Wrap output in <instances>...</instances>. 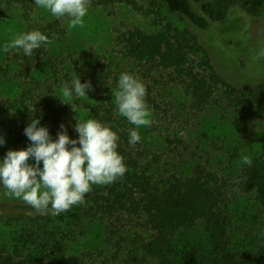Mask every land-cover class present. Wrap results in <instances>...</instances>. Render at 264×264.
I'll return each mask as SVG.
<instances>
[{
    "label": "trees",
    "instance_id": "trees-1",
    "mask_svg": "<svg viewBox=\"0 0 264 264\" xmlns=\"http://www.w3.org/2000/svg\"><path fill=\"white\" fill-rule=\"evenodd\" d=\"M89 2L93 7L105 8L125 4L156 23L153 31L137 26L123 31L119 45L128 68L108 71L104 89L103 83H94L98 95L95 119L117 133V151L124 158L126 172L112 184L93 185L84 203L60 215L37 213L0 188V222L12 228L10 239L0 241V264H117L114 253L111 258L101 259L106 254L102 252L104 248L78 247L86 230L95 238L108 240L107 246L113 243L120 252L130 245L119 264H264V238L250 243L243 237L237 240L231 211L234 195L253 194L264 217V149L249 158L251 164H244L234 181L211 161L188 169L186 140L167 135V145L182 156L180 168L170 171L163 167V153L143 141L146 135L136 145H129L127 129L133 126L118 115L112 93L121 72L132 73L144 83L146 103L158 117L149 125L147 132L152 135L160 127L168 130L177 119L168 107L172 105L162 103L161 93L156 92L163 82L156 75L162 72H169L168 86L177 85L186 92L188 108L193 112L204 111L222 91L229 106L264 120V82L236 88L216 70L210 50L197 32L207 30L212 22L225 21L233 5L247 0ZM4 3L21 7L28 31L40 30L50 43L34 50L31 56L16 51V71L11 65L0 66V87L9 80L27 85L12 98L0 96L1 133L12 137V150L23 149L30 143L24 127L36 117L53 138L63 123L69 137L75 139L73 109L61 101H65L62 96L57 97L77 71L66 63L68 57L72 58L70 64L76 63L74 53L58 55L45 75L36 74L39 64L49 58L51 45L66 36L65 27L59 19L36 23L33 0ZM164 8L184 23L176 25L166 19L162 16ZM249 11L257 14L258 8ZM200 224L204 232L196 236ZM239 229L238 236L242 233Z\"/></svg>",
    "mask_w": 264,
    "mask_h": 264
},
{
    "label": "rangeland",
    "instance_id": "rangeland-1",
    "mask_svg": "<svg viewBox=\"0 0 264 264\" xmlns=\"http://www.w3.org/2000/svg\"><path fill=\"white\" fill-rule=\"evenodd\" d=\"M258 8V13H252L250 8ZM23 10L17 5L9 6L0 0V45L8 42L16 33L28 31V22L23 17ZM162 16L176 25L183 24L178 15L168 13L162 9ZM34 21L44 23L57 19L49 12L35 6ZM66 29L64 38L56 39L50 47L49 58L40 63L37 77L45 75L52 67L51 63L58 55L74 53L75 64H70L72 58L68 57L67 65L75 68L76 75L81 82L90 80L93 90L88 91L83 98H74L68 101L72 104L74 118L85 120L96 117L97 94L94 83H103L104 89L108 85V71L124 70L128 66L124 63V57L120 52V34L134 26L146 31L156 29V23L152 18L136 12L125 4L111 8L93 7L90 2L88 14L83 20L82 26L68 27V19H59ZM186 24V23H185ZM202 42L210 50L216 70L231 82L236 88H247L264 82V0H247L245 4H235L229 11L228 18L223 22H212L207 30H197ZM16 50L8 52L0 51V66L11 65L16 71L17 64L13 56ZM117 65H121L119 67ZM162 85L156 87L160 92L161 102L172 108L176 115L168 130L159 128L154 135L149 134V126L139 128L140 136H145L143 141L152 143L155 151L164 155L163 167L176 171L180 168L182 156L179 151H173L167 145V135L177 136L186 140L189 145L187 152L188 162L186 167L191 169L196 164L211 161V164L223 175L231 176L235 181L237 174L243 167L242 159H248L258 151L264 149V120L253 117L250 113L242 114L237 109L229 106V100L224 92L219 91L212 105L202 112H193L188 108L189 97L186 92L177 85L168 86L169 72L156 75ZM23 81H5L0 89V96L14 97L20 88L27 85ZM100 93V92H99ZM186 106V107H185ZM152 122L158 117L155 111L149 107ZM154 117L156 120H154ZM5 144L0 147V157L8 149H11L12 137L1 133ZM176 153V154H174ZM232 215L236 239H246L247 243L258 242L264 238L263 213L257 201L252 195L233 196ZM242 233L238 236V233ZM196 236L204 232L203 224L196 230ZM12 228L0 222V241H8ZM93 233V232H92ZM85 231V235L78 243V247H91L93 250L104 248L105 256L101 259H117V264L124 259V253L131 249L127 244L120 252L118 247L105 238H100ZM199 233V234H198ZM199 238V237H196ZM101 252V251H100Z\"/></svg>",
    "mask_w": 264,
    "mask_h": 264
},
{
    "label": "clouds",
    "instance_id": "clouds-1",
    "mask_svg": "<svg viewBox=\"0 0 264 264\" xmlns=\"http://www.w3.org/2000/svg\"><path fill=\"white\" fill-rule=\"evenodd\" d=\"M33 3L57 19L66 17L69 28L82 26L88 14L89 0H33ZM49 43L48 36L40 30H30L16 33L0 45V51L12 49L31 56L34 50ZM91 90L92 82L82 83L75 74L70 83L62 86L57 97L71 101L88 96ZM112 93L118 115L133 126L127 129V135L129 145L134 146L141 141L139 128L152 123L145 100L146 87L136 75L121 72ZM61 101L75 111L71 103ZM72 127L77 133L75 139L69 137L63 123L53 138L49 129L41 126L40 119L33 117L23 130L30 142L27 147L9 149L0 157V188L37 213L50 211L60 215L84 203L93 185L112 184L125 174L126 164L117 151L119 137L115 131L91 117L76 118ZM4 144L5 139L0 135V147ZM242 163L250 165L251 161L244 157Z\"/></svg>",
    "mask_w": 264,
    "mask_h": 264
}]
</instances>
